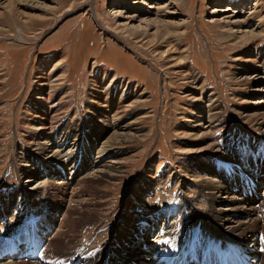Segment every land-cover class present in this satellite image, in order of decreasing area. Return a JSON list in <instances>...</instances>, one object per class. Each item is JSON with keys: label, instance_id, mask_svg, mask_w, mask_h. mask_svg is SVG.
Here are the masks:
<instances>
[{"label": "rangeland", "instance_id": "obj_1", "mask_svg": "<svg viewBox=\"0 0 264 264\" xmlns=\"http://www.w3.org/2000/svg\"><path fill=\"white\" fill-rule=\"evenodd\" d=\"M5 1L0 0V248L10 251L4 256L16 253L13 246L18 253L5 262L0 253V264H47V260L70 259L84 248V257L90 258L86 264H105L108 258L109 264H130V250L139 247L140 236L156 237L165 227L166 219L160 220L162 215H158L164 211H156L166 206L174 208L177 215V220L172 216L167 221V232L172 233L171 226L176 228L180 243L187 238L196 249L199 227L208 229H203L208 235L205 246L191 253L198 256V263L205 258L207 264H227L226 250L232 261L236 259L244 241L230 238L225 229L212 222L225 196L218 193L216 183H237L238 198L250 199L246 207L260 208V199L254 196L264 195V182L254 196L248 195L240 182L259 183L257 176H264V127L259 117L264 105L256 104L264 100V32L257 38H243L245 30L237 26L238 35L230 21L245 20L248 31H264V0H140L148 7H154L156 1L154 9H159L160 17L176 20L172 26L175 29L178 24L180 28L173 31L178 35H169V43L156 35L151 23L146 32L137 30L142 17L130 22L128 17L143 9L133 5L134 0ZM164 4L170 5L168 10L162 9ZM261 54L259 64H254V56ZM116 87V104L107 107L101 102L108 98L104 94ZM201 111L203 118H211L201 124L210 125L212 130H200L196 115ZM119 112L123 122L134 128L130 141L111 139L115 135L112 116ZM48 114L55 120L53 130L52 124L36 128ZM195 126L198 129L194 130ZM196 131L201 133L197 139ZM223 131L241 132L234 140L240 148L232 145L231 138L224 141L235 155L228 156L220 145V139H226ZM50 135L52 138L46 139ZM60 135L71 140L74 148L66 152L75 149V156L79 143L96 149L108 147V151L101 149L108 163L101 175L105 180L113 175V180L93 181L92 173L97 175L96 162L101 157L94 158L90 166L76 164L77 169L73 168L76 161H69L62 171L68 179L61 181L52 175L54 168L47 167L44 159L51 146L41 139L50 143ZM257 150L262 151L258 159ZM113 151L120 153L116 160H112ZM51 159L57 160L56 168L62 166L57 156ZM231 159L250 163L258 171L246 174L237 170L233 176ZM215 160L223 163L218 170ZM29 171L40 175L41 180L35 177L37 181L26 183ZM82 182L89 193L85 200L93 208L71 216L63 227H51L49 213L59 209L56 215L60 217L65 211L60 200L62 185L80 191L84 189ZM156 185L161 191L155 197ZM36 186L37 192L29 193H35L31 201L18 202L23 188L30 191ZM212 200L213 212L209 206ZM137 202L141 211L133 223L129 220ZM134 230L141 234L137 236ZM25 239L33 246L46 242L42 261L22 260ZM184 243H177L180 250L190 248ZM216 245L212 252L202 255L203 249ZM263 255L264 248L259 258L252 257V263L262 259L258 264H264Z\"/></svg>", "mask_w": 264, "mask_h": 264}, {"label": "bare ground", "instance_id": "obj_2", "mask_svg": "<svg viewBox=\"0 0 264 264\" xmlns=\"http://www.w3.org/2000/svg\"><path fill=\"white\" fill-rule=\"evenodd\" d=\"M6 1H11V0H6ZM5 1V2H6ZM131 2V1H130ZM134 4L133 5H135V6H142V7H139V9H142L141 10V12H137L136 14H133L131 17H128V18H130L131 19V21L130 22H132V21H134L136 18H141L142 17V21H140V23H139V25L136 27V29L137 30H144L145 29V31L144 32H146V30L147 29H149V27H150V23L151 24H153V25H155V27H156V35H159V36H161L163 39H165L166 40V42H168L169 43V41L167 40V39H169L168 38V36L169 35H171V34H173L174 36H177L178 34H175L173 31H175V30H177V28H180V27H178V24H177V28H175V29H173V26L172 25H174L175 24V19H173L174 21H172V22H169V21H167L166 19H164L162 16L160 17L159 15H158V10L159 9H154V7L156 6V4H157V2L155 1V3H153V5H155L154 7H152V6H150V7H148V5H145V6H143L146 2L144 1V2H142V1H140V0H134V2H133ZM119 4V3H118ZM171 5H173V4H171ZM168 6H170V5H168V4H164V7L162 6V9H164V8H166L167 10L169 9L168 8ZM256 6H257V4H256ZM157 7H158V5H157ZM161 7V6H160ZM156 8V7H155ZM230 8L228 7V9L227 10H229ZM115 10H117V7L116 8H114L113 9V11L115 12ZM155 10V11H154ZM112 13V11H111V13L113 14V15H116V13ZM168 12V11H167ZM174 12V11H173ZM174 13H176V12H174ZM118 14V13H117ZM167 16H168V14H167ZM136 17V18H135ZM166 17V16H165ZM125 18V17H124ZM136 21V20H135ZM127 22V21H126ZM129 22V21H128ZM180 22V21H179ZM182 22V21H181ZM245 20L244 21H242V23L241 22H237V21H234V22H231L230 21V23L233 25V26H235V28H233V30H236V33L239 35L240 34V29H238V28H236L237 26L238 27H240L241 29L243 28L245 31H242V33H245L244 35H246V36H242L243 38H247L248 39V37H253V38H257L258 37V35H263V32L264 31H248L247 29H246V25H244L245 24ZM125 24H128V23H125ZM128 26V25H127ZM130 26V25H129ZM126 27V26H125ZM135 27V26H134ZM123 30H127V28H125V29H123ZM131 30V29H130ZM133 30V29H132ZM136 30V31H137ZM257 30V29H256ZM128 31V30H127ZM124 32V31H123ZM143 32V33H144ZM241 33V34H242ZM261 33V34H260ZM123 34H126V33H123ZM256 41V40H255ZM168 43H167V45H168ZM258 46V45H257ZM258 54V53H257ZM262 54H264V53H262ZM262 54L259 56V57H255L254 56V58H253V60H252V62L254 63V64H259V62H260V60H261V58H262ZM259 55V54H258ZM263 62V61H262ZM263 66H261V68H262ZM257 68V67H256ZM255 68V69H256ZM258 70H260V69H258ZM261 75V74H260ZM260 75H258V76H260ZM262 77V76H261ZM261 79H263L264 80V77L263 78H261ZM55 82V81H54ZM51 88H53V87H51ZM44 91V90H43ZM117 91V87L116 88H114L113 90L112 89H108V91L104 94L105 95V97L106 96H108V98L107 99H105V100H103V101H101L103 104H105L106 106L108 105H110V106H112V105H114V104H116V99H115V97L113 98V93L114 92H116ZM117 95V94H116ZM126 95H127V93H126ZM99 98H101V96H100V94H98L97 95ZM125 96V95H124ZM128 96V95H127ZM126 96V97H127ZM103 98V97H102ZM110 100H114V102H111ZM120 101V103H122L123 102V100H119ZM39 102H44L43 100H41L40 99V101ZM257 104V106H261V105H264V100H261L260 102H258V103H256ZM100 105V104H99ZM107 106V107H108ZM215 107V106H214ZM213 107V108H214ZM212 108V109H213ZM40 109H41V111H43V113L44 112H46V110H45V108L44 107H41L40 106ZM262 110H261V112L259 113L260 115H259V117H260V120H262L261 121V123L260 124H262V126L264 127V107L263 108H261ZM205 110V109H204ZM209 110V109H208ZM211 112V111H210ZM50 113V112H49ZM123 113V112H122ZM202 113H204V111H201V112H199V114L198 115H196L197 117H198V120L196 121V122H198L199 123V127H200V130H203V131H207V129L208 128H211V130H212V127L209 125V126H204V125H202L201 123H208L207 121H211V118H206V116L203 118V115H202ZM248 114V113H247ZM49 115V114H48ZM121 113L119 112L118 114H115V116H112V117H115L113 120H115L114 121V123H112L113 125L112 126H115V129L113 130V132H114V136H112L113 138H111V139H114L115 137H116V139L115 140H119V141H122L123 139V141H130V140H132V138L134 137V134L131 132L132 130H134V128L133 129H130V127L129 126H131V124L129 125L128 123L126 124V122H123V120L124 119H122L123 117H121ZM206 115V114H205ZM210 115V114H209ZM42 116H44V115H42ZM44 117H46V116H44ZM44 117H43V120H42V122H40V123H38L37 124V126H35L36 128H42V129H45L47 126H49L50 124H52L51 126H50V130H53V127H55V126H53V121H55L54 119H53V117L51 118V116L49 115L45 120H44ZM209 117V116H208ZM249 117V116H248ZM252 118V117H251ZM214 119V118H213ZM35 120V119H34ZM122 120V121H121ZM247 120V119H246ZM39 122V121H38ZM55 123V122H54ZM117 123V124H116ZM57 124V123H56ZM55 124V125H56ZM61 124H62V122H61ZM116 124V125H115ZM201 124V125H200ZM259 124V125H260ZM33 127H34V124H33ZM196 127V126H195ZM194 130H196V129H198V127H196V128H193ZM37 130V129H36ZM47 130V129H46ZM49 130V129H48ZM38 131V130H37ZM48 132V131H47ZM47 132H46V134H47ZM53 134V133H52ZM55 134V133H54ZM53 134V135H54ZM53 135H50V136H46L47 138L46 139H50V138H52V136ZM201 135V133L200 132H197L196 131V134H194V137L197 139L199 136ZM208 135V134H207ZM61 136V137H60ZM59 137H56L55 139H52V141H50V143L49 142H47V141H45L44 140V138L43 139H41V142H44L45 143V145H47V146H51L50 147V149H49V147L47 148L48 150H47V153H49L48 155H47V157L48 158H44V159H46V161H47V167H53L54 169H53V171L51 172V174L52 175H56V176H58L59 178V180H65V179H68L67 177H63L62 175H64V174H62V171H63V165L64 166H67V164L68 163H70L69 161H73V160H75L76 162H75V164H81V162H84V164H86V166H90L91 165V163H92V160L95 158V159H99L100 157V161H97L96 162V167L98 168V170H97V172H96V174L97 175H94L93 173H92V178H93V181L94 180H100V179H104L105 180V176L104 175H101L102 173H101V170L104 168V167H108L107 166V162H105L104 160H103V157H102V155L105 153L104 152V150H106V151H108L109 150V148L108 147H106V146H98V149H96V147H94V146H80V143H79V145L77 146V150H79V152L77 153V156H75L76 154H75V149H74V151H73V149L72 150H70V151H67L66 152V150L68 149V148H74V147H72L73 145L70 143V139L69 140H66V137H65V135H60ZM103 136V135H102ZM41 138V137H40ZM121 139V140H120ZM110 140V139H109ZM202 141H204V140H202ZM63 143H69L70 145H68L67 147H65V145H62ZM105 143V142H104ZM120 143V142H119ZM209 143V142H208ZM99 145H102V143L101 144H99ZM104 145H106V144H104ZM205 145V144H204ZM221 145V144H220ZM80 146V147H79ZM216 146V145H215ZM219 146V145H218ZM54 149H58V150H60V149H62V152L63 153H61V154H59L60 152L57 150V151H53V148ZM214 148V147H213ZM219 148V147H218ZM101 149H104V150H101ZM76 150V151H77ZM220 149H218V151H219ZM40 151V150H39ZM190 152V151H189ZM45 153V152H44ZM115 153V154H114ZM59 154V155H58ZM106 154V153H105ZM109 154V153H108ZM118 154H120V153H117V151L116 152H114L113 151V154H111V155H115L114 157H113V159L112 160H116L115 158L118 156ZM91 155H92V157H91ZM117 155V156H116ZM58 157V162L60 163V164H62V166H58L57 168L55 167V162L57 161H53V159H51V157ZM104 156V155H103ZM39 157V156H38ZM109 157V156H108ZM76 158V159H75ZM92 158V159H91ZM50 159H51V161H50ZM102 162H105V163H103L102 164ZM117 162V161H116ZM111 163V162H110ZM113 163H115L114 161H113ZM118 166V165H117ZM30 167V166H29ZM29 169V168H28ZM66 169V168H65ZM106 169H108V168H106ZM107 171V170H106ZM114 171H117V168H116V170H114ZM118 171H119V169H118ZM94 172V171H93ZM251 173V172H250ZM28 174V181L26 182V183H30L31 181H37V179L35 178V177H37L39 180H41L40 179V175L38 176V175H36V173H33V172H28L27 173ZM50 174V175H51ZM117 174V173H116ZM116 174H114V175H116ZM249 174V173H248ZM260 174V173H259ZM44 173H42V176L44 177ZM69 175H70V173H69ZM108 175V174H107ZM261 175V174H260ZM68 176V175H67ZM72 176V175H71ZM255 176V175H254ZM254 176H253V178H254ZM108 177V176H107ZM110 178H107V180L108 179H110V180H113V175H110L109 176ZM256 178V177H255ZM83 179V177L82 178H80L77 182V184L78 185H75L74 186V188L75 187H78L80 184V180H82ZM232 179V178H231ZM260 179V178H259ZM22 180V179H21ZM20 180V181H21ZM107 180H105V181H107ZM233 180V179H232ZM231 180V181H232ZM23 181V180H22ZM32 182V183H33ZM210 182V181H209ZM225 182L227 183V181L225 180ZM264 182V180L261 182V180H260V182L258 183L259 185H262V183ZM212 183V182H211ZM216 184H218V193H220V194H223V195H225L223 198V204H221V205H219V206H217L219 209H217L215 212H216V215L215 216H213V219H212V222H213V224H217L219 227H221L223 230L225 229L226 231H227V233L228 234H230V235H227V236H229L230 238H236V239H239L240 241H237V242H239V243H243V241H245V240H249V241H251V249H253V250H251V251H248L247 249H245L244 250V252L242 251V254L243 255H245V254H248V255H251L254 259H256V258H259V254H260V249H258L259 247H262V246H264V244L263 243H261L260 241H259V238L258 237H260V235L261 234H264V195L262 196V195H255L254 196V198H259L260 200V202H261V206H260V208H247L246 207V203L245 202H247V201H249L250 199H247L246 201H243V200H240L239 198H238V195H236V193H235V189H236V185H237V183H232L233 185H231V184H222L221 183V185H219V183H216ZM67 185V186H66ZM82 185L84 186V189H81L80 191L79 190H76V189H74L73 187H71V188H69V185L68 184H64V186L62 185V187L61 188H63L64 189V191H63V193H62V195H61V198H60V200L61 201H63V206H64V208H65V211L63 212V214H61L60 215V217H59V215H56V213L59 211V209H57L56 210V212H52V213H49L50 214V217H51V220H50V222L52 223L51 225V227H53V225L54 224H56V226L57 225H59V228H60V226H62L63 227V225L66 223V221L71 217V216H73V215H77V214H83V213H85L86 211H89L90 209H92L93 208V205H88V201L89 200H85V196H87V195H89V193H88V189H86V184H85V182H82ZM212 185V184H211ZM210 185V186H211ZM223 185H225V186H223ZM252 186V185H251ZM39 187V186H38ZM67 188V189H66ZM71 189V190H70ZM37 186H36V188L35 189H32V190H30L29 191V189H28V191H27V189H25V188H23V192H21L22 194H20V198H19V200H18V202H20V199H24V201H25V199L27 200V201H31L32 200V196H34L35 195V193L37 192ZM156 191V190H155ZM31 192H35V193H33V194H29V193H31ZM206 195V194H205ZM135 197V196H134ZM79 198L81 199V200H79ZM87 199V198H86ZM149 199V198H148ZM131 200V199H130ZM144 201H147V200H144ZM213 201V200H212ZM90 202V201H89ZM132 202V201H131ZM21 203V202H20ZM20 203H19V205H20ZM60 203V202H59ZM91 206H92V208H91ZM97 206V205H96ZM135 206V208H134V211L131 213V215L133 216L132 218H131V220H129L130 222L132 221L133 223H134V221L135 220H137V218H139V213H140V211H141V209H140V203L139 202H137V204L136 205H134ZM209 206H211V209H212V212H213V208H214V206H215V201H213ZM241 207V208H238V207ZM19 207H21V205L19 206ZM18 207V208H19ZM23 207V206H22ZM99 207V206H98ZM142 207V206H141ZM96 209H98V208H96ZM94 210V209H93ZM93 212V211H92ZM16 214H17V212H15L14 214H13V218L14 219H16ZM103 215H104V213H103ZM102 215V216H103ZM125 215V214H124ZM87 216V215H86ZM131 217V216H130ZM128 218V217H127ZM61 219V220H60ZM85 220V219H84ZM245 220H247V221H245ZM132 225V224H131ZM137 226V225H136ZM135 227V226H134ZM172 227V226H171ZM59 228H58V230H59ZM67 228H69V227H67ZM66 228V229H67ZM1 229H2V227H1ZM154 230V229H153ZM155 231V233H156V230H154ZM61 232H62V230H61ZM129 232H131V231H129ZM134 232H136V234H137V236L139 235V234H141V233H139V232H137V231H135L134 230ZM169 232V231H168ZM171 233V232H170ZM164 234H166V233H164L163 232V230H161V232L159 233V235L158 236H156V237H154V236H151L150 238H144V237H141L140 236V239L141 238H143L140 242H139V244H137L139 247H136V248H134V249H132V250H130L131 252V256L133 257L132 258V260H131V263L130 264H160L159 262H162V261H164V262H166L167 264H175V263H177L178 264V262L176 261V260H178L177 259V253L176 252H184L183 250H180V246H178V248H177V250H175L174 248L176 247L175 245H176V243H174L170 238H171V236H168V235H164ZM167 234H169V233H167ZM58 236H59V233H58ZM135 236V235H134ZM164 238H166V239H164ZM200 238H201V243L202 244H200L199 243V245H202V246H205L204 245V243L203 242H205V240H204V236H203V234H200ZM57 239V238H56ZM58 240H59V238H58ZM130 240V239H129ZM235 241V240H234ZM110 242V241H109ZM236 242V243H237ZM239 243H237V244H239ZM260 243V246H258V244ZM112 244V243H111ZM169 244H171L173 247H171V248H169V250H168V252H165V251H167V249H168V247L167 248H164V246H167V245H169ZM68 245V244H67ZM164 245V246H163ZM178 245V244H177ZM162 246V247H161ZM198 246V245H197ZM68 247V246H67ZM106 248V247H105ZM200 248H202V247H200ZM200 248H198V249H200ZM206 248V247H205ZM124 249V248H123ZM172 249H174L173 251H175V253L174 252H171V250ZM257 249L259 250V253L257 252ZM253 251H255V252H253ZM23 252L25 253V252H27L26 250H23ZM104 251H102V253H103ZM106 252V251H105ZM210 252H212V250L210 251ZM262 252H263V250H262ZM24 253H21L20 254V257L21 256H24L23 254ZM73 254V253H72ZM171 254L173 255V257H170L171 256ZM200 254V253H199ZM183 258L187 255V253L186 252H184L183 254ZM195 256H197V255H195ZM104 257V256H103ZM140 257H143L142 258V260L140 259ZM198 257V256H197ZM175 258H176V260H175ZM200 258H201V255H200ZM199 258V259H200ZM8 259V258H7ZM263 259H264V255H263ZM110 260V258H108L107 259V263H105V264H109V261ZM181 261H184V259H180ZM196 261H198V260H196ZM10 262H12V261H9V263ZM200 263L202 262V261H199ZM196 263V262H195ZM203 264H205V263H203Z\"/></svg>", "mask_w": 264, "mask_h": 264}]
</instances>
